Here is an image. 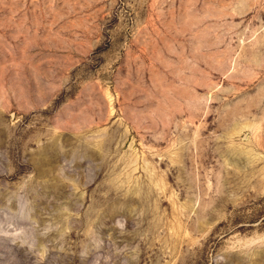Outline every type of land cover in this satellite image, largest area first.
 I'll return each mask as SVG.
<instances>
[{
  "label": "rangeland",
  "instance_id": "374dc122",
  "mask_svg": "<svg viewBox=\"0 0 264 264\" xmlns=\"http://www.w3.org/2000/svg\"><path fill=\"white\" fill-rule=\"evenodd\" d=\"M0 264H264V0H0Z\"/></svg>",
  "mask_w": 264,
  "mask_h": 264
}]
</instances>
